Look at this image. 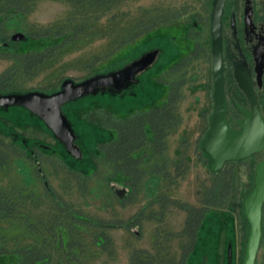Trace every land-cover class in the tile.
I'll use <instances>...</instances> for the list:
<instances>
[{
  "label": "rangeland",
  "instance_id": "rangeland-1",
  "mask_svg": "<svg viewBox=\"0 0 264 264\" xmlns=\"http://www.w3.org/2000/svg\"><path fill=\"white\" fill-rule=\"evenodd\" d=\"M16 1L0 0V10H8ZM202 1H206V5H200ZM208 1L129 0L117 4L112 12H131L139 8H147L153 9L156 15L162 14L172 17L174 14H179V16L176 23L158 26L141 43L140 41L136 43L142 44L138 54L128 58L126 55L131 48L130 46L125 47L112 58L98 64L95 73L108 72L112 70L115 64H122L114 68L118 69L155 47L162 48V55L154 65L139 74L136 80L128 82L124 89L115 90L114 88L100 87L94 93L63 107V111L75 133H81L77 139L79 146L84 147L85 150L88 149L91 154H98L99 143L105 139V130L99 124L107 125L109 123L108 118L112 113L125 116L133 109L160 104L168 96L166 83L182 78L186 80L183 87L179 89L183 95L178 105L180 122L168 136L167 142H164L165 159L159 158L158 160L161 164L166 162L171 170V175L178 176L175 182H171L172 178L170 180L162 179L161 173L157 172L159 166L157 155L152 159L153 170H147V173L145 170L140 179L138 192L134 193L132 198L130 194L127 195L129 187L122 181V177L113 176L112 167L100 162L99 158H95V156H93L95 163L91 165L90 169L97 168L98 171H94L92 176L86 181L81 180L80 183L79 179L83 178L81 174L88 170L85 167L76 168L77 165H74L76 163L75 158H72L62 145L59 150L58 144L55 143L51 134L44 129L45 126L41 121L33 116H27L26 111L20 107L12 106L0 110V146L10 154L4 163H0V187L5 190L18 188L25 195H28L29 190L32 189L35 191V197L39 199L41 197L42 200L41 207L37 209L30 205L28 207V204L26 208H19L22 213L28 214L30 212L33 216H47V210L52 205L53 200L47 194L46 186L48 185L57 198L61 196L66 202L72 204L75 210L83 213L89 219L97 218L104 221L119 222L116 223L118 226L110 227L108 231L114 239V255L111 256L109 253L97 254L89 258L90 264H130L131 254L136 250L148 252L154 260L159 259L160 255L165 258L164 260L172 258V256L178 260L183 251V245L188 242L187 236L183 235L187 211L174 201L201 207L203 205L201 197L203 187L206 184H211L214 178L208 170L207 163L209 160L207 159L206 162L201 160L200 149H197L198 142L202 141L209 127V120L206 121L205 116L210 110L211 104L208 94L205 95L202 84L205 81V70L210 68L211 61L195 59L184 70L173 74L167 73L176 61L193 49L194 43L188 39L186 32L189 30L195 33V37H198L197 30L194 29L191 20L207 13L205 12L207 10L210 12L211 6L207 4ZM68 9L69 5L62 0H36L21 19L24 30L18 31L24 33L39 32L61 20ZM109 14L102 16L100 22H105L110 16ZM14 32L16 30L11 28L6 30L4 36L0 35V38L10 42L11 48L21 44L20 41L11 42L10 36ZM107 42V38L99 36L92 42L84 43L79 48L68 51L54 65L46 68L40 75L26 81L25 89H41L54 79L53 77L49 81V76L57 73V71L61 77H57L59 83L56 89L67 77L79 81L94 75L95 73L91 75L90 70L80 66L73 67L70 65L61 70V65L80 56L104 51ZM8 50V48L0 49V74L10 65H13V60L4 57ZM114 59L116 60L115 63H113ZM161 66L163 67L160 68ZM148 78L151 83L148 82ZM52 90L49 88L46 91ZM209 115L210 112H208ZM107 132L108 130H106V138L111 136V133ZM22 139L31 142L33 147L37 145L39 158L43 160L42 166L38 170L32 153L29 150H21L22 146L18 142L21 143ZM41 143L46 145L45 147L48 149L40 148ZM181 143L185 145L188 154L191 156L185 175H177L176 168L172 166V160L177 156L176 150L181 146ZM14 148L23 151L24 155L14 152ZM259 157L253 155L240 161H231L226 165L227 168L225 167L223 171L229 179L227 185L229 187L228 198L215 206V209L212 208L210 215L205 218L197 248L190 258V264H243L248 225H245L246 218L242 206L236 207L234 203L242 204L244 198L250 193L255 176V162ZM70 158L73 162L71 164ZM42 173L45 174L44 178ZM152 180L161 181L162 186L156 190L154 183H151ZM109 181L112 187L111 191L108 190ZM124 189V196H119V192ZM164 197L167 199L165 212L152 218L151 214H154V210L161 209L159 199ZM31 208L33 212H31ZM135 218L138 222L132 225L131 223L133 220L135 221ZM1 225L9 235L10 246L17 244L15 239L17 232L21 230L24 231L20 239L21 243H28L32 240L28 224L22 219L4 220ZM243 226L246 227L245 235H243ZM15 236L16 238H14ZM228 242L233 248L232 257L226 255ZM88 243H90L89 240ZM207 246L209 253L208 251L205 252ZM263 262L264 241L259 247L256 264H263Z\"/></svg>",
  "mask_w": 264,
  "mask_h": 264
},
{
  "label": "trees",
  "instance_id": "trees-1",
  "mask_svg": "<svg viewBox=\"0 0 264 264\" xmlns=\"http://www.w3.org/2000/svg\"><path fill=\"white\" fill-rule=\"evenodd\" d=\"M34 1L36 0H17L8 10H0V35L4 36L6 30L11 28L16 31L24 30L21 19L29 7L34 4ZM62 1L69 5V9L61 20L39 32L26 33L27 39L20 41V46L15 48H11V44L0 46V49H9L4 57L13 60V65H10L0 74V93L31 90L25 89L26 81L40 75L46 68L62 59L68 51H73L82 44L92 42L101 36L107 38L108 41L104 51L80 56L61 65V70L70 65L84 67L90 70L92 75L97 72L95 68L98 64L112 58L125 47L130 46L131 48L126 55L128 58L138 54L139 47L142 44L138 45L136 43L139 41L141 43L158 26L176 23L179 16V14H174L172 17L163 16L162 14L156 15L153 9L147 8L131 11L133 13L130 11L112 12L117 4L129 0ZM107 13H110V16L105 22H100L102 16ZM187 37L193 41V49L176 61L167 74L183 70L198 58L200 39L195 37L189 30ZM0 40L7 42L3 38H0ZM11 42L17 43L15 41ZM115 61L114 59L113 63ZM121 65L115 64L112 70ZM58 76L61 77L58 75V71L49 76V81L53 77L54 79L38 90L46 91L49 88L53 89L50 92L57 90ZM148 82L151 83L149 78ZM185 82L186 80L182 78L166 83L168 96L160 104L133 109L125 116L112 113L108 118L109 123L107 125L98 123L105 130V139H101L102 141L99 143L98 154H91L88 149L85 150L83 147V157L75 159L76 163L74 165H77V169L85 167L88 170L83 171V174H81L83 178H80L79 182L81 180L86 181L97 170V168L90 169L91 165L95 163L93 160V156H95V158H99L100 162L109 164L112 167L113 176L122 177V181L129 187L127 195L130 194L132 198L133 194L138 192L140 179L145 170L146 173L147 170H153L152 159L157 155V162H159V158H164V151H166L163 147L164 142H167L168 136L180 122L178 105L183 95L179 89L183 87ZM205 117L208 121V112ZM106 130L111 133L108 138H106ZM77 135V139H79L81 133L77 132ZM15 142L17 141L15 140ZM27 142L30 145L32 144L29 141ZM18 144L22 146L21 150L28 151L22 142H18ZM14 149V152L24 155L23 151ZM197 149H200L201 160H205L204 162L207 159L209 160L207 163L208 170L214 178L211 184H206L203 187L201 196L203 205L201 207L174 201L187 211L183 235L187 236L188 242L183 245L180 258L177 260L172 256V258L164 260L165 258L160 255L159 259L154 260L148 252L136 250L131 254L130 264H190V258L197 248L205 218L210 215L212 208L215 209V206L228 198L229 187L227 185L229 179L223 170L231 162H227L222 170L211 171L209 169L210 156L203 150L202 141L198 142ZM176 152L177 156L172 160V166L176 168L177 175H185L191 156L183 143L177 148ZM9 155L0 146V163H4ZM157 164L159 165L157 172L161 173L162 179L170 180L172 178L171 182L176 181L178 176L171 175V170L166 162ZM142 165L143 168H141ZM109 183L110 181L108 182V190L111 191L112 187ZM151 183H154L156 190L162 186L161 181L152 180ZM12 189L5 190L0 187V264H90L89 258L97 254L109 253L111 256L114 255V239L108 231L110 227L118 226L116 225V223H119L118 221L89 219L83 213L75 210V207L66 202L61 196H58V199L48 185L46 186L47 194L53 200L52 205L47 210V216H33L30 212L24 214L19 208H26L28 204V207L31 206L37 209L42 205L41 197L40 199L35 197V191L32 189L29 190L28 195L22 194L21 189ZM99 189L101 190V188ZM159 200L161 209L157 210V214H151L152 218L165 212L167 199L164 197ZM32 210L31 208V212H33ZM16 218L22 219L23 222L28 224L32 240L28 243H21L20 239L24 231L20 229L21 231L17 232V238L14 237L17 244L10 246L8 242L9 235L1 223L4 220H15ZM132 222L131 224L134 225L138 220L135 218V221ZM88 240L90 243H88ZM207 251L209 253L208 246L205 252Z\"/></svg>",
  "mask_w": 264,
  "mask_h": 264
},
{
  "label": "water",
  "instance_id": "water-1",
  "mask_svg": "<svg viewBox=\"0 0 264 264\" xmlns=\"http://www.w3.org/2000/svg\"><path fill=\"white\" fill-rule=\"evenodd\" d=\"M226 0H214L211 13L212 21V66L214 76V112L209 119V128L202 140L203 150L210 156L209 169L222 170L227 162L242 160L264 150V117L257 100L255 90L250 82L242 83L249 97L251 109L238 104L237 109L243 115L237 120L240 128L231 126L232 119L227 118L228 103L224 95V66L222 57V15ZM11 41L27 39L26 33L16 31L10 36ZM8 42L0 40V46ZM158 55V50H151L141 57L118 69L96 73L82 80L67 77L62 80L59 89L53 92L29 90L26 92L0 93V107L22 106L38 115L55 136L77 158L82 157L81 148L75 142L69 119L63 111L65 104L74 102L95 92L100 87H112L121 90L128 82L151 67ZM40 168V163H37ZM125 189L122 190V194ZM264 204V160L256 165L254 187L245 198L243 207L249 222V231L245 247L243 264H256L262 238V214ZM229 255L231 247L229 246Z\"/></svg>",
  "mask_w": 264,
  "mask_h": 264
},
{
  "label": "flooded vegetation",
  "instance_id": "flooded-vegetation-1",
  "mask_svg": "<svg viewBox=\"0 0 264 264\" xmlns=\"http://www.w3.org/2000/svg\"><path fill=\"white\" fill-rule=\"evenodd\" d=\"M213 1L214 0H209L207 2V4L211 6L210 12H208L207 10L205 11L207 13L203 15H199L197 19L191 20L193 21L192 25L194 29L197 30V35L201 43L198 53L199 55L197 59L199 61L200 60H204L207 62L209 60L211 61L210 68H206L205 70V81L202 84V88L205 90V95L208 94V98L211 104L210 110L207 111L210 112L209 119L212 113L214 112V76H213V66H212V21H211ZM200 5H206V1H202ZM193 34L195 35V33ZM221 36H222V57H223V66H224L223 75L225 78L224 95L228 103L227 118L232 119L233 123L231 124V126L238 129L240 128V126L237 124V120H242L243 115L237 109L235 104H238L247 110L251 109V103L249 97L244 91V89L241 87L239 80H241L242 83H246L247 81L250 80L255 90L257 100L261 108V113L264 117V0H226L222 15ZM9 44L10 42H8V45ZM153 50H158V55L156 57L155 62L152 65H154L162 55L161 47H155ZM189 65L186 67L188 68ZM105 88H112V87H105ZM207 88L208 90H206ZM15 107L22 108L28 114L27 116H33L37 118L39 121H41V123H43L45 126L44 129L51 134V136L55 140V143L58 144L59 150L61 149V145H62V147H64V149L68 152V154H70L72 158L79 159L74 155H72L67 150L65 144L55 136L53 131L47 127L45 122L38 115L32 113L31 111H29L28 109L22 106H15ZM4 108L7 109L8 107H0V110ZM73 131L75 133L74 129ZM75 142L77 143V134H76ZM22 143L23 146L27 147V149L32 153L33 160L38 170L39 167L37 166V163H40V167H41L43 160L39 158L40 156L38 154L39 151H37L38 149H36L37 145L33 147L25 139H22ZM77 145L79 146L78 143ZM45 146L46 145L42 143L39 145L40 148L47 150L48 148ZM253 155L260 156L259 159H257L255 162V169H256V165L260 161L264 160V150L255 153ZM69 162L70 164L73 163L71 158ZM41 175L43 178L45 177L44 173H42ZM253 187H254V182H253ZM119 196H124V195L122 194V192H119ZM243 203L244 201L242 202V204L234 203V205L236 207L242 206L241 208H243V212H244ZM154 213L157 214V209L154 210ZM245 225L246 226L248 225V231H249L250 225L247 218ZM245 230L246 227L243 226V235H245ZM214 236H216V234H214ZM263 241H264V204H263V214H262V238L260 245L262 244ZM229 246L231 247V255H229ZM232 251H233L232 245L228 242L226 255L228 257H232Z\"/></svg>",
  "mask_w": 264,
  "mask_h": 264
}]
</instances>
